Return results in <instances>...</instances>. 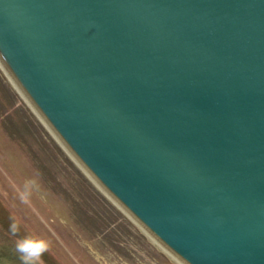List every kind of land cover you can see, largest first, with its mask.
<instances>
[{
    "label": "water",
    "instance_id": "1",
    "mask_svg": "<svg viewBox=\"0 0 264 264\" xmlns=\"http://www.w3.org/2000/svg\"><path fill=\"white\" fill-rule=\"evenodd\" d=\"M0 67L165 252L264 264V0H0Z\"/></svg>",
    "mask_w": 264,
    "mask_h": 264
},
{
    "label": "rangeland",
    "instance_id": "2",
    "mask_svg": "<svg viewBox=\"0 0 264 264\" xmlns=\"http://www.w3.org/2000/svg\"><path fill=\"white\" fill-rule=\"evenodd\" d=\"M26 235L48 243L43 264H179L92 182L0 67L2 264H22L15 244Z\"/></svg>",
    "mask_w": 264,
    "mask_h": 264
},
{
    "label": "clouds",
    "instance_id": "3",
    "mask_svg": "<svg viewBox=\"0 0 264 264\" xmlns=\"http://www.w3.org/2000/svg\"><path fill=\"white\" fill-rule=\"evenodd\" d=\"M23 199V197H22ZM9 229L12 235H16L19 231V222L12 219ZM48 243L34 235H26L18 239L15 244L17 253L19 254L22 264H43L42 256L48 250ZM2 264V262H0Z\"/></svg>",
    "mask_w": 264,
    "mask_h": 264
},
{
    "label": "bare ground",
    "instance_id": "4",
    "mask_svg": "<svg viewBox=\"0 0 264 264\" xmlns=\"http://www.w3.org/2000/svg\"><path fill=\"white\" fill-rule=\"evenodd\" d=\"M11 79V78H10ZM12 80V79H11ZM13 82H14V80H13ZM14 84H15V86L22 92V90L20 89V87L17 85V83L16 82H14ZM22 96H23V94H21ZM23 98L27 101V103L31 106V107H33L32 105H31V103H30V101L29 100H27V98L25 97V96H23ZM35 110V109H34ZM35 113L37 114V116L39 117V115L40 114H38V112L35 110ZM140 228L142 229V227L140 226ZM143 231H145L144 229H142ZM145 233L147 234V235H149L146 231H145ZM150 239H152L154 242H156L159 246H160V244L153 238V237H151V235H150ZM161 247V246H160ZM171 255V257H173L179 264H185L182 260H180L179 258H177L176 256H174V255H172V254H170Z\"/></svg>",
    "mask_w": 264,
    "mask_h": 264
}]
</instances>
